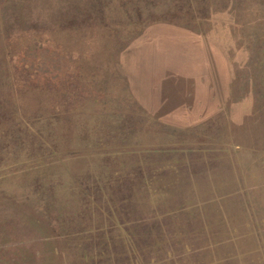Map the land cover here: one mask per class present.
<instances>
[{
    "label": "rangeland",
    "instance_id": "rangeland-1",
    "mask_svg": "<svg viewBox=\"0 0 264 264\" xmlns=\"http://www.w3.org/2000/svg\"><path fill=\"white\" fill-rule=\"evenodd\" d=\"M0 264H264V0H0Z\"/></svg>",
    "mask_w": 264,
    "mask_h": 264
}]
</instances>
